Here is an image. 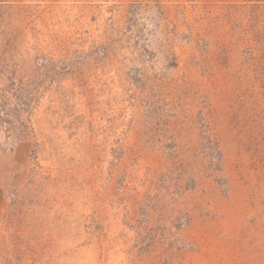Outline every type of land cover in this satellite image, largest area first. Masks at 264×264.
<instances>
[{
	"label": "rangeland",
	"instance_id": "374dc122",
	"mask_svg": "<svg viewBox=\"0 0 264 264\" xmlns=\"http://www.w3.org/2000/svg\"><path fill=\"white\" fill-rule=\"evenodd\" d=\"M5 37L62 71L0 136V264H264V0H0Z\"/></svg>",
	"mask_w": 264,
	"mask_h": 264
},
{
	"label": "trees",
	"instance_id": "16d2710c",
	"mask_svg": "<svg viewBox=\"0 0 264 264\" xmlns=\"http://www.w3.org/2000/svg\"><path fill=\"white\" fill-rule=\"evenodd\" d=\"M5 38L0 39V136L11 146L37 144L34 113L62 70L53 58Z\"/></svg>",
	"mask_w": 264,
	"mask_h": 264
}]
</instances>
